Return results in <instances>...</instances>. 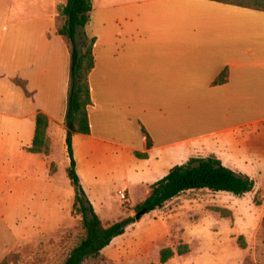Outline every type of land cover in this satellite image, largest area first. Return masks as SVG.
I'll use <instances>...</instances> for the list:
<instances>
[{
    "label": "crops",
    "instance_id": "crops-1",
    "mask_svg": "<svg viewBox=\"0 0 264 264\" xmlns=\"http://www.w3.org/2000/svg\"><path fill=\"white\" fill-rule=\"evenodd\" d=\"M47 1L43 17L0 30V114L33 120L34 134L37 114H46L53 147L57 133L63 141L67 135L71 55L57 33L67 0ZM92 2L91 133L73 137L77 165L79 151L172 159L185 145L222 136L237 144L255 134L264 147V11L212 0ZM225 70L227 81L215 84ZM27 158L30 168L55 177L51 154ZM17 233L0 209V258L22 242Z\"/></svg>",
    "mask_w": 264,
    "mask_h": 264
},
{
    "label": "rangeland",
    "instance_id": "rangeland-1",
    "mask_svg": "<svg viewBox=\"0 0 264 264\" xmlns=\"http://www.w3.org/2000/svg\"><path fill=\"white\" fill-rule=\"evenodd\" d=\"M47 3L2 0L0 30L10 32L17 22L43 17ZM34 125L30 119L0 114V209L23 238L0 263L6 259L7 264H62L83 234L82 214L73 209L76 188L67 174L66 140L59 133L53 139L50 154L52 169L57 172L49 179L41 168L37 172L29 167L27 148ZM209 139L179 148L172 159L145 161L128 154L79 151L77 170L84 191L105 225L135 216V207L147 198L151 184L193 156L215 154L225 166L256 183L244 196L188 191L144 214L115 237L101 257L84 264L158 263L163 248L177 251L182 244L189 251L176 254L165 264H264V147L257 144L255 134L237 144L228 143L223 136L215 142ZM121 192L126 193V201ZM4 241L0 240V247Z\"/></svg>",
    "mask_w": 264,
    "mask_h": 264
},
{
    "label": "trees",
    "instance_id": "trees-1",
    "mask_svg": "<svg viewBox=\"0 0 264 264\" xmlns=\"http://www.w3.org/2000/svg\"><path fill=\"white\" fill-rule=\"evenodd\" d=\"M239 7L264 11V0H212ZM92 0H67L59 8L60 20L57 33L63 36L69 46L71 55V74L68 91V110L65 123L68 127L66 147L70 164L67 174L76 188L74 211L82 214L83 234L77 244L70 250L62 264H84L89 259H98L102 251L112 240L126 232L129 225L136 222L135 216H128L113 224L105 225L95 211L86 192L81 177L77 171L73 137L76 133H91L89 107L92 104L90 74L95 68L94 45L95 37H89L86 27L91 22L93 11ZM80 35V36H79ZM228 71L221 73L215 84L226 82ZM16 83L27 91V83L16 79ZM72 128H69L70 125ZM49 118L39 112L36 116V128L29 152L50 154L51 140L48 136ZM148 148L152 147V140L148 136ZM138 158H148L147 153L136 152ZM255 180L225 166L223 161L211 154L207 157L193 156L186 163L173 166L168 174L150 186L147 198L136 205V212L145 210L146 213L163 208L168 202L178 198L188 191L210 190L212 192H230L244 196L253 191ZM189 251L187 244H182L175 251L171 247L161 250L160 262L148 264H165L176 254L184 255ZM0 264H7L4 259Z\"/></svg>",
    "mask_w": 264,
    "mask_h": 264
},
{
    "label": "water",
    "instance_id": "water-1",
    "mask_svg": "<svg viewBox=\"0 0 264 264\" xmlns=\"http://www.w3.org/2000/svg\"><path fill=\"white\" fill-rule=\"evenodd\" d=\"M72 127H73V125L71 124V125L69 126V128H72ZM144 214H146V211H145V210H142V211L138 212V213L135 215L136 220H140L141 217H142Z\"/></svg>",
    "mask_w": 264,
    "mask_h": 264
},
{
    "label": "built area",
    "instance_id": "built-area-1",
    "mask_svg": "<svg viewBox=\"0 0 264 264\" xmlns=\"http://www.w3.org/2000/svg\"><path fill=\"white\" fill-rule=\"evenodd\" d=\"M120 196L122 199H124L125 201L127 200V196H126V193L125 192H121L120 193Z\"/></svg>",
    "mask_w": 264,
    "mask_h": 264
}]
</instances>
